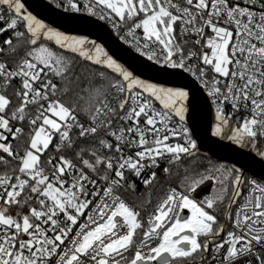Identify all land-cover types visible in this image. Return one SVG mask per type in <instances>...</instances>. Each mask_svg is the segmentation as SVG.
I'll return each instance as SVG.
<instances>
[{
  "label": "snow or ice",
  "instance_id": "obj_1",
  "mask_svg": "<svg viewBox=\"0 0 264 264\" xmlns=\"http://www.w3.org/2000/svg\"><path fill=\"white\" fill-rule=\"evenodd\" d=\"M49 3L156 76L0 0V264H264V175L198 163L188 124L199 98L264 168V0Z\"/></svg>",
  "mask_w": 264,
  "mask_h": 264
},
{
  "label": "water",
  "instance_id": "obj_2",
  "mask_svg": "<svg viewBox=\"0 0 264 264\" xmlns=\"http://www.w3.org/2000/svg\"><path fill=\"white\" fill-rule=\"evenodd\" d=\"M27 9L36 15L42 22L61 31L66 35L83 36L95 40L105 48L119 63L141 78L156 76L147 72L141 63L142 58L119 41L114 33L103 23L88 18H76L74 14L65 13L55 8L47 0H23ZM159 78V77H157ZM187 83V81H180ZM211 120L208 107L199 98L188 116L190 128H194L199 145V155L215 162L226 163L232 167L240 168L245 175L259 178L264 175V168L257 162L258 158L250 157L246 150L236 149L211 137L207 132V126Z\"/></svg>",
  "mask_w": 264,
  "mask_h": 264
},
{
  "label": "trees",
  "instance_id": "obj_3",
  "mask_svg": "<svg viewBox=\"0 0 264 264\" xmlns=\"http://www.w3.org/2000/svg\"><path fill=\"white\" fill-rule=\"evenodd\" d=\"M4 38H5V37H4ZM4 38H3V39H4ZM0 41H2V39H1ZM45 43H46L47 46H49L53 51L57 52L58 54H59V53H63L65 56H67L68 58H70V59L73 61V67H74V70H75L76 73H80L82 69H84L85 72H87V70H89L90 67H95V66H90V65H88L86 62H84L83 60H81L80 57L75 56V55H73V54L70 53V52H66V51H64V50H62V49H59L58 47H55L53 44H50L49 42H45ZM199 158H200V161H198V163H199V162H202V163L205 164V165L207 164L208 161H212L213 163H216V164H224V165H226V166L232 167V166L229 165V164L215 162V161H213V160H211V159H208V158H205V157H203V156H201V155H199ZM245 176H247L248 178L252 177V176H250V175H245ZM176 179H178V178H176ZM162 182H163V180H162ZM173 182H175V181H173ZM164 190H165L164 188H161V189H159V192L162 193ZM144 191H145V190H144L142 187L139 188L138 191H137V193H136V196H137V197H138V196H141V195L144 193ZM125 198H126L130 203H140V201H137L136 198L133 197V196H126ZM153 203H155V200H153Z\"/></svg>",
  "mask_w": 264,
  "mask_h": 264
},
{
  "label": "built area",
  "instance_id": "obj_4",
  "mask_svg": "<svg viewBox=\"0 0 264 264\" xmlns=\"http://www.w3.org/2000/svg\"><path fill=\"white\" fill-rule=\"evenodd\" d=\"M49 2V0H47ZM102 23V22H101ZM0 26H3L2 24H0ZM110 29V28H109ZM111 30V29H110ZM115 35V33H114ZM7 34H4L3 36H0V40L3 39L4 37L6 38ZM116 36V35H115ZM117 37V36H116ZM120 41V40H119ZM122 43V41H120ZM124 44V43H123ZM125 46L128 47V45L124 44ZM129 48V47H128ZM130 49V48H129ZM131 50V49H130ZM132 51V50H131ZM134 52V51H133ZM135 53V52H134ZM137 54V53H135ZM138 55V54H137ZM52 147V145H50V148ZM162 175V174H161ZM250 178H254V177H250Z\"/></svg>",
  "mask_w": 264,
  "mask_h": 264
},
{
  "label": "rangeland",
  "instance_id": "obj_5",
  "mask_svg": "<svg viewBox=\"0 0 264 264\" xmlns=\"http://www.w3.org/2000/svg\"><path fill=\"white\" fill-rule=\"evenodd\" d=\"M50 44H53L55 47H58V46H56L55 44H54V42H49Z\"/></svg>",
  "mask_w": 264,
  "mask_h": 264
}]
</instances>
